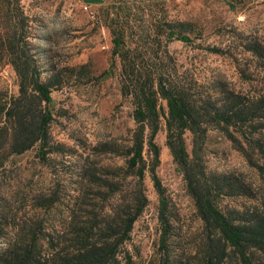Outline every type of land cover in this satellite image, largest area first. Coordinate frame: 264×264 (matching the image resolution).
Masks as SVG:
<instances>
[{
    "label": "rangeland",
    "instance_id": "rangeland-1",
    "mask_svg": "<svg viewBox=\"0 0 264 264\" xmlns=\"http://www.w3.org/2000/svg\"><path fill=\"white\" fill-rule=\"evenodd\" d=\"M19 4L29 19L30 27L24 31L40 57L41 78L51 87L52 120L46 151L40 152L36 143L21 153L3 155L0 264H69L87 227L95 224L90 240H102L119 230L112 219L125 218L122 208L133 206L136 180L125 174L124 152L134 121L131 105L120 93V61L111 54V26L116 23L128 28L132 47L134 40L146 39L137 26L149 31L155 50L163 49L155 41L160 29L186 36L188 43L167 42L179 71H188L205 85L225 84L245 97L242 101L251 107L253 118L245 126L230 128L235 143L224 132L209 128L203 166L207 175L219 177L209 190L220 212L232 218H264V180L236 148L241 144L264 168V0H100L93 5L80 0H19ZM145 60L143 65L149 66ZM108 68L111 74L105 73ZM17 96V75L10 64L0 61V134L10 126L5 112L11 108L12 115L17 110ZM155 142L160 147L156 173L171 205L167 241L162 246L159 198L146 173V205L129 239L119 247L118 264H205L209 255L219 258V264H244L234 247L216 237L212 222L200 218L165 146L162 118ZM185 144L190 153L189 132ZM245 257L250 264H264V248L248 247Z\"/></svg>",
    "mask_w": 264,
    "mask_h": 264
},
{
    "label": "trees",
    "instance_id": "trees-1",
    "mask_svg": "<svg viewBox=\"0 0 264 264\" xmlns=\"http://www.w3.org/2000/svg\"><path fill=\"white\" fill-rule=\"evenodd\" d=\"M25 27H30L29 19L23 14L19 0H0V61L10 64L18 78V96L15 99L18 102L17 110L11 115V108L7 109L5 115H8L7 120L11 123L9 130L5 129L4 134H0V166L3 155L21 153L36 143L39 144L40 152L46 151L50 139L48 126L52 120L53 103L51 87L41 78L43 71L39 64L40 57H36L33 52ZM136 28L147 40H131L134 43L132 47L128 39V28L119 23L111 26V54L113 58L119 59L121 65L120 93L128 99L134 121V127L129 131V144L124 152L125 174L136 180L132 191L133 206L122 208L125 218L118 219L116 216L118 220L112 219L118 224L119 230L102 240H90L95 224L87 227L86 233L78 241L79 247L73 255V261L68 263L118 264L119 247L129 239L132 225L146 205L143 185L146 173L158 194L161 243L165 245L172 216L170 200L156 173L160 163V147L155 142V136L162 118L165 146L187 183L200 218L205 223L212 222L217 230L216 237L234 247L244 264H250L245 257V249L264 248V218H232L214 206L209 189L219 177L206 174L202 150L209 128L218 129L232 142H237L230 128L236 129L238 123L247 125L253 118L251 107L242 101L244 96L234 93L225 84L205 85L188 71H179L175 59L167 50V42L177 39L188 43L186 36L177 35L170 29H160L155 41L158 49H163L155 50L154 44L148 41L149 31L143 26ZM247 50L255 51L253 48ZM144 60L150 63L149 66L143 65ZM105 73L111 74V68ZM160 99L164 104L160 103ZM186 132L191 134L190 153L185 144ZM241 137L246 139L243 134ZM236 148L264 180V168L253 162L241 144H237ZM144 151H147V158L144 157ZM261 153L264 155V151ZM241 191L247 193L245 189ZM107 215L110 217L108 212ZM81 230L85 231L84 228ZM205 264H219V258L209 255Z\"/></svg>",
    "mask_w": 264,
    "mask_h": 264
},
{
    "label": "crops",
    "instance_id": "crops-1",
    "mask_svg": "<svg viewBox=\"0 0 264 264\" xmlns=\"http://www.w3.org/2000/svg\"><path fill=\"white\" fill-rule=\"evenodd\" d=\"M82 3L84 4H90V5H93V4H96L98 3L100 0H80ZM157 1V0H156Z\"/></svg>",
    "mask_w": 264,
    "mask_h": 264
}]
</instances>
